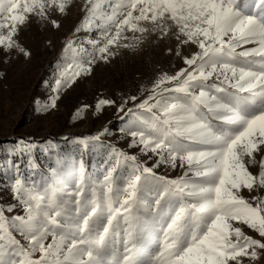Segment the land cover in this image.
Here are the masks:
<instances>
[{
	"label": "snow or ice",
	"instance_id": "1",
	"mask_svg": "<svg viewBox=\"0 0 264 264\" xmlns=\"http://www.w3.org/2000/svg\"><path fill=\"white\" fill-rule=\"evenodd\" d=\"M73 2L0 0V48L29 56L15 39L20 27L29 16L47 21L53 8L66 15ZM82 10L73 36L100 38L87 41L90 49L67 40L56 62L55 95L39 111L55 108L61 90L118 54L110 49L136 50L145 34L173 35L178 56L182 45L197 51L175 74L161 73L146 98L129 97L132 107L117 108L128 117L121 129L131 138L128 147L151 153V167L104 144L107 130L75 140L84 154L106 150L99 174L83 154L78 161L57 159L39 179L28 180L16 167L10 187L23 214L6 216L16 205L0 206V264H260L264 0H84ZM114 104L100 99L96 112ZM161 165L182 173L160 175ZM256 165L253 173L249 166ZM245 190L256 195L246 198Z\"/></svg>",
	"mask_w": 264,
	"mask_h": 264
},
{
	"label": "rangeland",
	"instance_id": "2",
	"mask_svg": "<svg viewBox=\"0 0 264 264\" xmlns=\"http://www.w3.org/2000/svg\"><path fill=\"white\" fill-rule=\"evenodd\" d=\"M83 5L84 0H74L66 15L53 8L48 12L47 21L29 16L15 37L29 56L25 57L16 49L0 48V206L16 205L11 213H5L6 216L23 214V207L14 199L10 187L9 177H15L17 166L28 180L39 179L41 174L48 173L49 165L57 159L78 161L83 154L91 173H100L106 150L97 148L84 154L75 144L77 138L107 130L101 137L104 144L134 153L151 167L156 159L151 153L142 155L139 148L128 147L131 138L121 131L126 127L128 117L117 108L124 105L126 111L132 107L133 101L129 97L136 96V102L146 98L161 73L175 74L185 67L183 58L197 51L193 45H182L178 56L179 41L173 35L159 39L158 33L145 34L148 38L136 50L110 49L118 54L107 62L98 60L90 75L61 90L55 108L39 111L55 95L52 87L57 74L56 62L67 40L71 37L90 49L87 41L100 38L98 32H80L73 36L84 15ZM51 20H57L60 27H53ZM144 26L151 27L147 23ZM175 31L173 28L172 32ZM100 99L113 100L115 104L105 106L97 113L95 105ZM125 100H128L127 104ZM82 106H87L83 117L75 118L76 111ZM259 158L257 155V160ZM29 159L35 167L29 165ZM249 167L253 173L258 171V165ZM156 172L174 178L182 170L161 165ZM242 195L250 198L256 193L249 194L245 190ZM244 230L258 238L246 226ZM260 264H264V259Z\"/></svg>",
	"mask_w": 264,
	"mask_h": 264
}]
</instances>
